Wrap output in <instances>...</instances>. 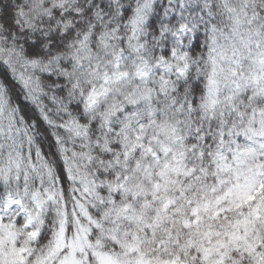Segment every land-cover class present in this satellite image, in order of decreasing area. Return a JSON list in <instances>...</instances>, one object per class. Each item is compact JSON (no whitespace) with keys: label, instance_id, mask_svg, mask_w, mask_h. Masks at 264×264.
Instances as JSON below:
<instances>
[{"label":"snow or ice","instance_id":"snow-or-ice-1","mask_svg":"<svg viewBox=\"0 0 264 264\" xmlns=\"http://www.w3.org/2000/svg\"><path fill=\"white\" fill-rule=\"evenodd\" d=\"M0 264H264V0H0Z\"/></svg>","mask_w":264,"mask_h":264}]
</instances>
